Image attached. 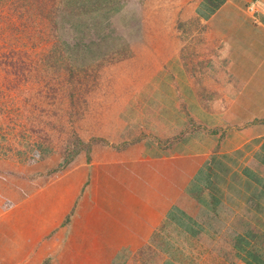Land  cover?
Masks as SVG:
<instances>
[{"label": "crops", "instance_id": "obj_1", "mask_svg": "<svg viewBox=\"0 0 264 264\" xmlns=\"http://www.w3.org/2000/svg\"><path fill=\"white\" fill-rule=\"evenodd\" d=\"M221 1L213 12L206 0L178 10L215 40L202 85L181 57V33L165 29L171 47L138 62L113 125L92 137L117 148L48 183L75 195L53 223L75 211L62 249L91 242L120 264L148 243L219 238L205 264H264V0Z\"/></svg>", "mask_w": 264, "mask_h": 264}, {"label": "rangeland", "instance_id": "obj_2", "mask_svg": "<svg viewBox=\"0 0 264 264\" xmlns=\"http://www.w3.org/2000/svg\"><path fill=\"white\" fill-rule=\"evenodd\" d=\"M118 1L124 8L111 21L128 41L129 57H106L79 69L72 64L71 73L66 67L70 59L50 62L48 57L55 33L48 32V23L41 21L36 8H48L52 0H0V264H111L107 252L98 245L99 252L93 251L91 242H80L78 253L62 249V231L71 230L75 211L63 224L53 223L71 200V206L75 205V195H64L59 186L48 190V183L60 171L64 174L82 165L90 169L86 165L92 164L94 151L100 156L102 149L117 148L92 137L113 125L125 105L133 71L140 69L139 61L171 47L165 29L181 33V57L194 81L202 85L206 79L203 61L212 56L215 40L197 18L178 19L179 8L196 0ZM76 137L86 138L84 143L96 139L89 155L81 148L75 149L74 156L69 154ZM41 141L48 154L40 159L35 145ZM64 160L71 162L61 168ZM80 170L86 177L88 170ZM91 186L88 181L77 196L83 200ZM215 240L148 243L120 264H205L206 254H211L208 250L221 247L219 238Z\"/></svg>", "mask_w": 264, "mask_h": 264}, {"label": "trees", "instance_id": "obj_3", "mask_svg": "<svg viewBox=\"0 0 264 264\" xmlns=\"http://www.w3.org/2000/svg\"><path fill=\"white\" fill-rule=\"evenodd\" d=\"M206 1L210 4L212 12L222 4L221 0ZM56 3L59 4L57 7ZM123 8L118 0H52L48 8H36L41 21L48 23V32L55 33L56 41L51 44L48 54L50 62L70 59L71 63L65 65L73 73L72 64L74 68L79 69L93 66V61L102 62L106 57L128 58V41L123 34L119 35L111 21ZM57 66L60 68L62 64ZM93 142H96V139L84 143L76 137L72 147L74 151L69 154L74 156L75 149L81 148L89 155ZM101 142L107 144L106 141ZM35 148L40 159L48 154V147L43 141L36 143ZM70 162L64 160L61 168ZM61 174L60 171L56 176ZM15 178L22 180L17 176Z\"/></svg>", "mask_w": 264, "mask_h": 264}, {"label": "built area", "instance_id": "obj_4", "mask_svg": "<svg viewBox=\"0 0 264 264\" xmlns=\"http://www.w3.org/2000/svg\"><path fill=\"white\" fill-rule=\"evenodd\" d=\"M250 10H252V8H250Z\"/></svg>", "mask_w": 264, "mask_h": 264}]
</instances>
